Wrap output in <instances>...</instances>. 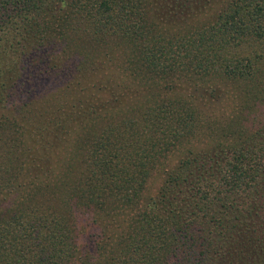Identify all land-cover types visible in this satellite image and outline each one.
Wrapping results in <instances>:
<instances>
[{"label": "trees", "instance_id": "trees-1", "mask_svg": "<svg viewBox=\"0 0 264 264\" xmlns=\"http://www.w3.org/2000/svg\"><path fill=\"white\" fill-rule=\"evenodd\" d=\"M0 264H264V0H0Z\"/></svg>", "mask_w": 264, "mask_h": 264}, {"label": "rangeland", "instance_id": "rangeland-1", "mask_svg": "<svg viewBox=\"0 0 264 264\" xmlns=\"http://www.w3.org/2000/svg\"><path fill=\"white\" fill-rule=\"evenodd\" d=\"M177 158V156H173L171 158H169V160H171V163L174 162V160ZM170 163V164H171ZM159 172H157L152 179L149 181L148 185H147V189H146V193L145 196L149 197V196H153V194L155 193L159 183H160V175L158 174Z\"/></svg>", "mask_w": 264, "mask_h": 264}]
</instances>
